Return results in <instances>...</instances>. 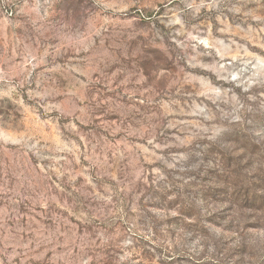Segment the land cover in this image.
I'll return each instance as SVG.
<instances>
[{
    "label": "rangeland",
    "instance_id": "374dc122",
    "mask_svg": "<svg viewBox=\"0 0 264 264\" xmlns=\"http://www.w3.org/2000/svg\"><path fill=\"white\" fill-rule=\"evenodd\" d=\"M0 264H264V0H0Z\"/></svg>",
    "mask_w": 264,
    "mask_h": 264
}]
</instances>
